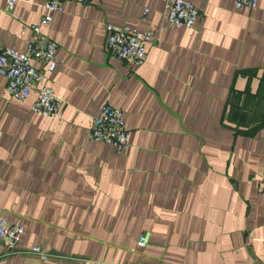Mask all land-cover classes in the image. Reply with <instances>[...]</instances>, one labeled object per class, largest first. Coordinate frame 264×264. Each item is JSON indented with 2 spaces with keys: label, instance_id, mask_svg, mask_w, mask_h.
Here are the masks:
<instances>
[{
  "label": "crops",
  "instance_id": "1",
  "mask_svg": "<svg viewBox=\"0 0 264 264\" xmlns=\"http://www.w3.org/2000/svg\"><path fill=\"white\" fill-rule=\"evenodd\" d=\"M167 1L52 12L62 118L33 109L36 91L9 97L0 75V214L25 227L0 264H264V0H192L194 28L164 22ZM44 2L0 0L2 43L25 49ZM110 22L156 31L144 63L108 50ZM104 103L125 112L124 152L89 139Z\"/></svg>",
  "mask_w": 264,
  "mask_h": 264
},
{
  "label": "built area",
  "instance_id": "2",
  "mask_svg": "<svg viewBox=\"0 0 264 264\" xmlns=\"http://www.w3.org/2000/svg\"><path fill=\"white\" fill-rule=\"evenodd\" d=\"M65 0H45L48 12L41 21L30 24L32 36L23 50L8 46L0 39V75L6 78V93L11 98L27 99L33 91L36 98L32 107L35 111L51 118H62L64 99L57 95L47 73L54 71L59 63V43L43 29L52 20V12L63 9ZM88 2L89 0H77ZM259 0H233L237 8L257 6ZM16 0H6L4 9L14 11ZM199 8L192 0H168L164 10V22L170 26L194 28L199 17ZM27 25H23L26 28ZM106 45L108 50L130 65H140L147 58V44L156 40L155 30H140L129 24L107 23ZM38 63V64H37ZM89 139L104 141L124 152L131 146L130 130L125 112L121 107L104 103L100 112L92 117ZM25 227L20 221H11L0 214V242L12 251L19 247ZM150 233L140 235L137 243L141 246L149 241ZM31 250L43 259L48 254L38 245Z\"/></svg>",
  "mask_w": 264,
  "mask_h": 264
}]
</instances>
